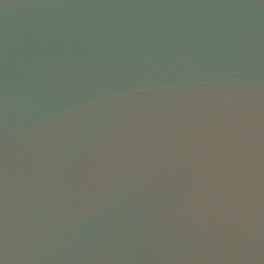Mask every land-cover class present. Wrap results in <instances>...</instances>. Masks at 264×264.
Wrapping results in <instances>:
<instances>
[{
	"label": "water",
	"instance_id": "95a60500",
	"mask_svg": "<svg viewBox=\"0 0 264 264\" xmlns=\"http://www.w3.org/2000/svg\"><path fill=\"white\" fill-rule=\"evenodd\" d=\"M0 264H264V0H0Z\"/></svg>",
	"mask_w": 264,
	"mask_h": 264
}]
</instances>
